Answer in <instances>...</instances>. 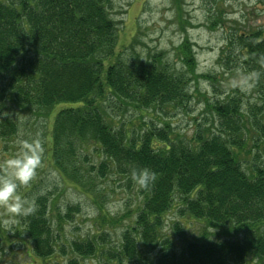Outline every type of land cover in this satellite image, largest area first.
<instances>
[{
    "label": "trees",
    "instance_id": "1",
    "mask_svg": "<svg viewBox=\"0 0 264 264\" xmlns=\"http://www.w3.org/2000/svg\"><path fill=\"white\" fill-rule=\"evenodd\" d=\"M109 2L0 0V138L18 133L17 122L6 113L8 102L13 110L40 111L46 118L68 104L54 117L48 146L61 176L86 188L114 173L142 197L134 225L123 233L122 256L147 260L146 253L156 251V264H264V98L249 113L242 110L239 94L216 100L211 109L220 118L219 131L205 129L191 140L172 138L168 124L149 126L138 136L114 125L102 111L110 97L135 108L184 107L191 80L214 77L196 74L188 40L178 49L180 71L163 54L145 61L133 53L120 57ZM220 61L229 72L241 67L264 95V28L231 34ZM252 139L255 151L248 146ZM90 147L105 160L90 163L84 154ZM141 168L154 173L146 187L132 179V171ZM47 204L45 196L37 197L24 218L32 253L42 260L55 256L64 219L60 216L54 228ZM174 208L180 218L201 223L200 235L186 237L182 222L173 224L183 237L180 244L164 232ZM72 212L75 207L65 216ZM209 229L224 235L212 238ZM99 245L87 240L71 247L94 256Z\"/></svg>",
    "mask_w": 264,
    "mask_h": 264
},
{
    "label": "rangeland",
    "instance_id": "2",
    "mask_svg": "<svg viewBox=\"0 0 264 264\" xmlns=\"http://www.w3.org/2000/svg\"><path fill=\"white\" fill-rule=\"evenodd\" d=\"M109 1V16L117 24V54L120 57L128 58L133 53L145 61L156 54H163L165 62L180 71L184 65L178 49L188 40L194 46L196 74L214 77V81L192 79L189 83L190 98L184 107L135 108L110 97L102 103V111L114 125H123L138 136L149 126L163 128L168 124L173 131L172 138L179 136L191 140L199 132L204 134L205 129L219 131L220 118L211 109L216 100L223 101L230 95L239 94L245 113H249L254 105H263L264 95L254 88L242 68L235 72L227 71L220 56L231 34L264 28V0ZM236 90L240 92L235 93ZM10 104L7 103L9 110L6 113L10 112L17 122L18 133L6 140L0 138V162L3 164L18 151L19 141L35 143L41 157L40 166L30 183L18 185L17 191L35 202L37 197L45 196L54 228L60 216L64 219L63 230L58 232L56 254L45 260L32 253V243L24 225L26 215H15L8 225L0 222V264H70V261L77 264H156V251L146 253L147 260L141 257L129 260L121 254L123 233L134 225L142 203L135 187L128 186L114 173L94 180L91 186L80 187L64 179L53 165L48 154L49 137L56 113L68 104L53 108L48 118L41 116L40 111L30 112L18 107L13 110ZM251 134L254 138L253 130ZM253 141L248 144L249 149L253 147ZM253 148L255 151L256 147ZM84 154L90 163L105 160V156L93 147L85 150ZM69 207H75V212L68 218L65 215ZM6 216L10 214L0 205V221ZM175 222L186 226L183 227V231H187L186 237L200 235L203 231L201 223L180 218L174 208L166 218L164 232L179 244L183 237L174 230ZM209 233L215 239L224 235L220 229H209ZM87 240L100 244L94 256L82 255L71 247L73 241Z\"/></svg>",
    "mask_w": 264,
    "mask_h": 264
},
{
    "label": "clouds",
    "instance_id": "3",
    "mask_svg": "<svg viewBox=\"0 0 264 264\" xmlns=\"http://www.w3.org/2000/svg\"><path fill=\"white\" fill-rule=\"evenodd\" d=\"M19 144L18 151L3 162L5 174L0 175V205L10 214L0 221L4 225H8L15 215H28L35 208V201L22 196L17 189L18 185L30 183L40 166L41 157L35 143L21 140ZM131 175L134 182L141 187H146L154 178V173L147 168L134 169Z\"/></svg>",
    "mask_w": 264,
    "mask_h": 264
}]
</instances>
